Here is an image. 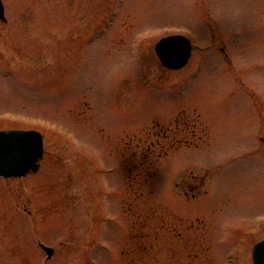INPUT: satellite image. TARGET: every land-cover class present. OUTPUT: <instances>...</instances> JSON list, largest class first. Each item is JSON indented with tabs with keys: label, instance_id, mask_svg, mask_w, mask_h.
<instances>
[{
	"label": "rangeland",
	"instance_id": "obj_1",
	"mask_svg": "<svg viewBox=\"0 0 264 264\" xmlns=\"http://www.w3.org/2000/svg\"><path fill=\"white\" fill-rule=\"evenodd\" d=\"M2 1L0 129L44 155L0 178V264H253L264 0ZM174 31L179 69L154 49Z\"/></svg>",
	"mask_w": 264,
	"mask_h": 264
},
{
	"label": "water",
	"instance_id": "obj_2",
	"mask_svg": "<svg viewBox=\"0 0 264 264\" xmlns=\"http://www.w3.org/2000/svg\"><path fill=\"white\" fill-rule=\"evenodd\" d=\"M0 19L6 21L2 0ZM155 51L163 65L179 68L190 56L191 44L183 35H169L156 43ZM42 155L43 136L38 130L15 128L0 130V175L21 176L36 171ZM45 250L49 256L53 253L52 248L45 247ZM253 261L254 264H264V240L255 244Z\"/></svg>",
	"mask_w": 264,
	"mask_h": 264
},
{
	"label": "flooded vegetation",
	"instance_id": "obj_3",
	"mask_svg": "<svg viewBox=\"0 0 264 264\" xmlns=\"http://www.w3.org/2000/svg\"><path fill=\"white\" fill-rule=\"evenodd\" d=\"M11 178H14V177H11ZM6 179H10V178H6ZM200 182L202 183V179L200 180ZM199 185L198 182H196V187ZM196 197H199V195H196Z\"/></svg>",
	"mask_w": 264,
	"mask_h": 264
}]
</instances>
